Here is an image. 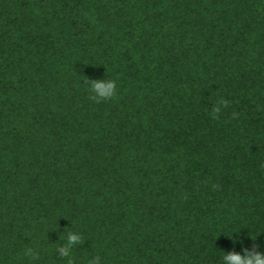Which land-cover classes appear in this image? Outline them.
I'll list each match as a JSON object with an SVG mask.
<instances>
[{
    "label": "trees",
    "instance_id": "obj_1",
    "mask_svg": "<svg viewBox=\"0 0 264 264\" xmlns=\"http://www.w3.org/2000/svg\"><path fill=\"white\" fill-rule=\"evenodd\" d=\"M69 232L74 264L264 251V0H0V264Z\"/></svg>",
    "mask_w": 264,
    "mask_h": 264
},
{
    "label": "clouds",
    "instance_id": "obj_2",
    "mask_svg": "<svg viewBox=\"0 0 264 264\" xmlns=\"http://www.w3.org/2000/svg\"><path fill=\"white\" fill-rule=\"evenodd\" d=\"M92 98L97 102L106 101L113 98L117 92V83L112 79L87 80ZM225 106L223 101L217 102V106L213 108L211 115L216 118L221 111V107ZM82 243V236L79 232H69L67 242L57 248L60 256L67 259V264H74L71 259L73 247ZM24 256L30 260L38 258V253L32 248L24 250ZM87 264H101V258L94 256L87 261ZM222 264H264V251L255 248H241L240 251L231 250L223 252Z\"/></svg>",
    "mask_w": 264,
    "mask_h": 264
}]
</instances>
